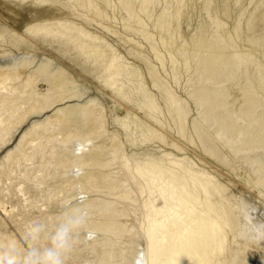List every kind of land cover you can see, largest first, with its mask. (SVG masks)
<instances>
[{
    "label": "bare ground",
    "instance_id": "6f19581e",
    "mask_svg": "<svg viewBox=\"0 0 264 264\" xmlns=\"http://www.w3.org/2000/svg\"><path fill=\"white\" fill-rule=\"evenodd\" d=\"M28 1L36 6L23 8L22 31L36 39L23 37L1 17L0 38L9 35L11 47L13 39L65 47L88 62L125 141L121 132L109 133L105 107L79 89L62 63L51 55L22 59L2 48L0 139L12 120L45 116L27 124L0 157L32 158L36 140L56 139L61 147L53 145L49 155L55 164L76 168L68 177L80 194L87 195L89 186L104 193L88 194L66 209L91 204L87 216L98 215L88 229L95 233L87 243L96 252L93 264H255L264 258V243L242 234L244 210L229 186L235 174L264 203V0ZM200 6L206 15L179 39V24ZM111 36L139 63L129 61ZM12 107L17 114L8 111ZM72 137L80 140L68 146ZM138 138L150 145L139 148ZM0 207L7 212L1 199ZM122 231L136 234L140 256L124 246L135 241L110 237Z\"/></svg>",
    "mask_w": 264,
    "mask_h": 264
},
{
    "label": "rangeland",
    "instance_id": "374dc122",
    "mask_svg": "<svg viewBox=\"0 0 264 264\" xmlns=\"http://www.w3.org/2000/svg\"><path fill=\"white\" fill-rule=\"evenodd\" d=\"M1 2L3 4L4 3L9 4V8L2 7L1 5H3V4ZM31 4L32 3H29L28 0H25V1L15 0L14 3H8V0H0V17L3 18L4 21L7 20L6 22L10 27L15 28V29H17L18 32L22 33L23 37L25 36V37L34 39L33 37H31V35H28V33L22 31V29H23L22 25L23 24H22L21 15L23 13L25 14V12L23 11L24 9L36 6L35 4H32V5ZM24 5H26V6H24ZM39 6H41V5H39ZM250 7H251V5H250ZM17 8L19 9V11ZM201 8L202 7L200 6V9L198 10L199 13L197 12L198 14H194L191 16V18H190L191 20H189L187 22L180 20V21H182V23L180 22L181 24H179V28H178V32L180 35L179 39L180 38L183 39V38L187 37L190 33H193L195 31V27L199 24L198 22L201 21L199 19L206 15L204 13L203 8L202 9ZM14 16H16V17H14ZM26 16H27V14H26ZM186 23H187V25H185ZM194 24H195V27L193 26ZM113 25H115L114 26L115 28L117 27V29H120V24L118 22L113 23ZM189 29L192 32H190ZM48 38L49 37H47V39ZM111 38H112V40H111ZM114 38H116L117 41H116V39L114 40ZM0 39H1L0 40V50L2 48H8L9 50L14 51V53L17 51L16 52L17 54L15 53L17 56L20 55L19 57H21V55H25V56H22V59L26 58V57H28V58L29 57L32 58L35 56L38 57V55L40 56L39 58H42V57L44 58L46 56L51 55L50 57H52V59H54V61L62 63L64 65V67L68 70L69 73H71V74L73 73L72 75L76 79L77 84L79 85V89H83L82 90L83 92L86 91L84 89H87L86 95H90V96L94 97L98 101V103L100 105H102V107L103 106L105 107V108L103 107L104 108L103 111L106 114L105 115V126L108 129L109 133H111L114 130H117L118 132H121L122 139L125 141V139L123 138L124 132H122V129L113 121V116H112L113 112L109 108V105H111V103L108 101V100H110V98L107 97L106 94L103 95L101 90H100V87H99L100 85L95 83L96 82L95 77L97 76V74L95 71L90 72V69L87 68L88 62L81 61L80 59H78V57L76 55H74L73 50H69L65 47H62L61 49H57L58 47L56 45H54V46L42 45L41 46L39 43L34 44L32 46H27L24 43V41H21L20 39L19 40L13 39L12 42H14V44H15V46L13 45V47H14L13 48V47L6 44V42L10 41L9 35L4 34V37L3 38L1 37ZM109 41L114 42V46L116 45L115 47L116 48L118 47L119 49L118 48L117 49L119 51L123 52L124 53V54L122 53L123 55L126 54L125 57L129 61H134L135 63H137V61H139L135 57L127 55V53H126L127 45L126 44L123 45V43L120 42L116 36L115 37L111 36ZM142 44H143V46H142ZM144 46L147 47V43L141 42L140 49H141V51L144 50L143 52L146 53L147 48H145ZM42 49H43V51L41 52ZM63 49L67 50V51L63 52ZM22 50H24V51L26 50V51L24 52ZM33 52H34V54H33ZM53 54H55V56ZM85 65H87V66H85ZM84 67H86L87 70H89L88 73L87 72L85 73ZM93 68H94V66H93ZM24 69L25 68H22V70H24ZM182 75L184 78H186L188 76L187 73H184V72ZM184 75H186V76H184ZM85 76H87L88 78L90 77V78L87 79V77H85ZM92 76H94V77H92ZM183 77L181 76L182 81L184 80ZM92 78L94 79V81H92L93 80ZM13 82L14 81H12V83ZM40 86H41V84H40ZM86 87H88V88H86ZM41 88H44V87L42 86ZM104 100H106V101H104ZM121 102L124 105L126 104V102L123 100H121ZM14 110H15V114H17L18 110L15 107L10 108V110L8 109V111H14ZM47 113H51V112L49 111ZM42 115L45 116L44 113H42V114H33V113L26 114L27 117H25L24 122H19L18 120L14 119L15 121L12 120L14 122L11 121L10 125L9 124L7 125L6 124L7 120H5L4 125H7L6 127H8V128L6 129L5 134H2L3 139H0V146H1L0 147V156H1L3 151L4 152H5V150L7 151V149L11 145L13 146L15 144V140L17 139L19 134L23 130H25L28 126H30V125L27 126V124L42 121L44 119V116H42ZM4 117L8 118V115L4 114ZM63 120L64 119H62L59 122L58 126H62L65 123V120H64V122H63ZM17 126H19V127H17ZM20 129H22V130H20ZM47 134L48 133H45L44 135H47ZM29 140H30V137H28V141ZM79 140L80 139L77 137L76 138L72 137L68 141L67 145L73 146ZM137 140L138 141H136V144L138 145L139 148H144V147H146L145 145H147V146L150 145L149 141H145V144H144V142L141 141V139L138 138ZM70 141H71V143H69ZM35 142L36 143L38 142V143H37L36 151H35L34 156L32 158L30 156H27V157L19 156L18 157V155H13L12 157H14V158H10L8 160L5 159V161H4L3 158L1 159V157H0V199L3 202V205L7 208V212H4L0 207V244L6 243L9 239H17L18 241H20L23 237V234L25 232L26 227L31 222H38L41 225H43L45 228V237H46L48 233H51L52 231H54L55 227L60 222H62L63 218L66 215L73 213V212L68 211V210L66 211V209L70 205H72L73 203H75L78 200H82L83 198H86L88 196V194L90 196H93L95 194H99L100 196H105L104 193L96 192V191H94L95 188H91L90 186L88 188L87 195L80 194L81 193V187L79 186V184L76 182V180L74 178L69 179V177L74 174V172H75L74 170L76 168L72 167L71 165L70 166L68 165L65 167V165L63 166L62 164H55V162H54L55 158L50 157V155H49V153L53 149L52 148L53 145L56 146L55 149L57 148V146L61 147V145H59L60 143H58V141L56 139H54V140L49 139L48 140L46 137H41L40 139L36 140ZM5 143H7V144L5 145ZM4 145L6 148L4 147ZM127 148H129V145H127ZM41 150H42V152H41ZM1 162H3V163H1ZM57 165H59V166H57ZM224 169H227V170H224ZM223 170L225 172H227L226 176H228L227 174H231L228 172L230 170L228 167L227 168L223 167ZM242 170L243 169H239V171H241V173H243V171H244V170L243 171ZM231 176H233L234 181L229 186H232L233 188L232 187L231 188L236 190V193H238L237 201L239 199L240 203L238 201V204H240L239 206H240L241 210H244V204L245 203H252V204L257 206L256 219L258 221H264V203L261 202L262 196H260V194L258 193V191L255 190V188L247 186V184H245L243 182L241 177L236 178L237 176H235V174H232ZM234 178H236V179H234ZM241 186L243 187L242 189H241ZM22 195H23V197H22ZM80 195H81V197H80ZM90 205L89 206L84 205V206L78 207L76 209V211L79 210L85 214V216H86L85 217V225L81 229H78L77 231H75L73 233L74 247H73L71 253L67 256L66 264H86L89 262H91L89 264H93V261L95 260L96 252L91 250L90 247L87 246L88 238L85 235V233L89 232L91 227H93L96 224L95 220H97V216H98L95 214L87 216L86 212H88V211L91 212L93 210L92 206H90ZM81 209H83V210H81ZM76 211H74V212H76ZM131 217H133V216H131ZM133 220L134 219L129 220V223H127L128 227L130 226V223ZM127 226H126V228H127ZM136 226L137 227L135 229L138 230V225H136ZM95 232L98 234H101V232L99 230L95 231ZM133 232H135V231H131V233H133ZM82 235H85V237L78 238ZM110 237L112 239H116L119 242L126 240L128 238L130 240L135 241L134 245H133V243H131V244H126L124 246L127 248L134 247V251L136 254V255L135 254L134 255L136 257L140 256V255H138V251H141V246L138 245L140 240L139 241L137 240L138 237L136 236V234H129V232L122 231L120 233L119 237H116L113 233L110 235ZM136 240L138 241L137 243H136ZM46 243H47L46 239L42 240L41 246H43ZM134 255L131 257V260H133ZM110 264H113V263H110ZM255 264H264V258H260V260L257 259V262Z\"/></svg>",
    "mask_w": 264,
    "mask_h": 264
},
{
    "label": "clouds",
    "instance_id": "9594fccd",
    "mask_svg": "<svg viewBox=\"0 0 264 264\" xmlns=\"http://www.w3.org/2000/svg\"><path fill=\"white\" fill-rule=\"evenodd\" d=\"M257 206L252 203L244 204L243 236L255 244L264 243V221L256 219ZM85 225V214L77 210L66 215L45 237V228L38 222H31L25 229L20 241L9 239L0 244V264H66L67 256L71 253L73 233ZM88 239L94 235L85 233ZM47 243L41 246V241Z\"/></svg>",
    "mask_w": 264,
    "mask_h": 264
}]
</instances>
